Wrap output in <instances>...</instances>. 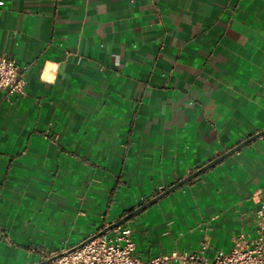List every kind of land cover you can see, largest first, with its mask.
I'll use <instances>...</instances> for the list:
<instances>
[{
	"label": "crops",
	"instance_id": "1",
	"mask_svg": "<svg viewBox=\"0 0 264 264\" xmlns=\"http://www.w3.org/2000/svg\"><path fill=\"white\" fill-rule=\"evenodd\" d=\"M0 1L27 80L0 90V264H50L264 130V0ZM263 202L264 136L121 225L143 261L210 260Z\"/></svg>",
	"mask_w": 264,
	"mask_h": 264
},
{
	"label": "built area",
	"instance_id": "2",
	"mask_svg": "<svg viewBox=\"0 0 264 264\" xmlns=\"http://www.w3.org/2000/svg\"><path fill=\"white\" fill-rule=\"evenodd\" d=\"M4 2L0 1V6ZM27 80L20 72L14 59L0 55V90L7 97L25 94ZM258 230L254 238L239 233L233 238V247L228 253H220L208 259L205 253L209 247L206 240L192 252H171L143 261L134 256L135 242L132 229L119 225L111 231L96 237L73 249L61 253L42 252L50 264H264V202L257 212ZM112 233V234H110Z\"/></svg>",
	"mask_w": 264,
	"mask_h": 264
},
{
	"label": "water",
	"instance_id": "3",
	"mask_svg": "<svg viewBox=\"0 0 264 264\" xmlns=\"http://www.w3.org/2000/svg\"><path fill=\"white\" fill-rule=\"evenodd\" d=\"M262 136H264V130H261L260 132H257L254 135L250 136L249 138H247L246 140H244L243 142H241L240 144H238L237 146H235L234 148H232L231 150H229L227 153H225L222 156H220V157L216 158L215 160L211 161L209 164L205 165L203 168H201L200 170H198L194 174L188 176L186 179L178 182L176 185H174L173 187H171L168 190L164 191L162 194L158 195L157 197H155L154 199H152L151 201H149L147 204H145L143 206H140L139 208H137L136 210H134L130 214L122 217L117 222H114V223L110 224L109 226H107L106 228H104L103 230H101L100 232H98L97 234H95L94 236H91V237L87 238L86 240H84L81 244H79L76 247H79V246L83 245L84 243L89 242V241L95 239L96 237H99L100 235H103V234L111 231L113 228L121 225L122 223H124L127 220H129L131 217H133V216L137 215L138 213H140L141 211H143L145 208H147L148 206H150L151 204H153L155 201H157L158 199H160L162 196L166 195L167 193L171 192L172 190L176 189L177 187L183 185L185 182H187V181L191 180L192 178L196 177L201 172H203L206 169H208V168L214 166L215 164L219 163L225 157L233 154L234 152L238 151L239 149H241L246 144H248V143L252 142L253 140H255V139L259 138V137H262Z\"/></svg>",
	"mask_w": 264,
	"mask_h": 264
}]
</instances>
